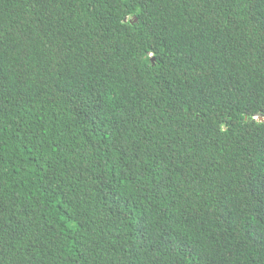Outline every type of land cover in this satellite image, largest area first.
<instances>
[{
  "label": "trees",
  "instance_id": "obj_1",
  "mask_svg": "<svg viewBox=\"0 0 264 264\" xmlns=\"http://www.w3.org/2000/svg\"><path fill=\"white\" fill-rule=\"evenodd\" d=\"M264 0H0V264H264Z\"/></svg>",
  "mask_w": 264,
  "mask_h": 264
},
{
  "label": "water",
  "instance_id": "obj_2",
  "mask_svg": "<svg viewBox=\"0 0 264 264\" xmlns=\"http://www.w3.org/2000/svg\"><path fill=\"white\" fill-rule=\"evenodd\" d=\"M258 121H259L260 123H264V119H262V118H259Z\"/></svg>",
  "mask_w": 264,
  "mask_h": 264
}]
</instances>
